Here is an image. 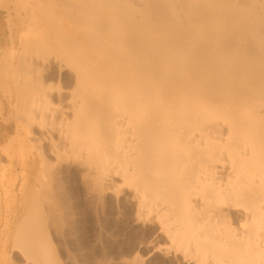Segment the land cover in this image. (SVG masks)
Segmentation results:
<instances>
[{"label": "bare ground", "instance_id": "obj_1", "mask_svg": "<svg viewBox=\"0 0 264 264\" xmlns=\"http://www.w3.org/2000/svg\"><path fill=\"white\" fill-rule=\"evenodd\" d=\"M29 2L33 14L70 22L74 34L65 48H30V68L45 78L69 71L76 139L97 121L102 159L113 157L121 181L143 190L142 206L149 195L174 252L199 264H264V0ZM45 93L49 102L53 92ZM104 169L107 183L115 169ZM23 220L12 247L3 242L4 257L51 264L41 228Z\"/></svg>", "mask_w": 264, "mask_h": 264}, {"label": "rangeland", "instance_id": "obj_2", "mask_svg": "<svg viewBox=\"0 0 264 264\" xmlns=\"http://www.w3.org/2000/svg\"><path fill=\"white\" fill-rule=\"evenodd\" d=\"M31 4L29 0H0V15L5 18L9 34L8 46L0 48V125H4L6 130L5 134L0 132V264L7 262L21 264L13 254L4 257L3 245L7 243L10 248L12 247L15 237L22 234L25 217L27 223L41 228V241L51 252L49 254L51 264H199L194 260L185 259L181 253L174 252L160 233L157 215L159 211L156 208L149 211L147 206L149 195L146 198L147 205L142 206L143 190L136 189V186L133 188L135 184L125 178L121 181L122 176L118 174L121 172L120 165L111 160L113 157L110 156L109 160L105 161L102 159V156L105 158L106 155L104 156L102 151L100 125L98 127L97 121L87 120V125L85 124L84 128L80 127L85 130L86 137L76 139L78 136L74 127L78 124L76 123L78 119H72L70 116L73 112L68 110L72 103L70 96L74 91L69 71L64 72L62 76L51 71L45 78L30 68L27 62L30 48L38 46L42 48L43 45L45 46L43 48H65L64 42L67 43L66 40L74 35L70 22H59L49 16L40 17L37 13L33 14L28 9ZM49 19L50 23L55 24H49ZM46 23L52 25L50 27H54L53 30ZM40 30L43 31L42 34ZM35 38L37 42L44 43L32 41ZM53 39L59 40V45ZM34 52L36 53V50ZM34 76L42 78V82ZM36 87L42 88L39 90ZM43 87H46L47 93L42 91ZM64 90L71 92L64 93ZM51 91L52 100L46 102L48 99L44 98L43 94ZM59 92H62V97L59 96ZM65 96H69L67 99L70 101L64 99ZM37 98H40L38 100L44 106L38 101L35 102ZM42 106L47 107L46 109L51 108L50 111L47 110L49 115L46 110L39 111L43 109ZM65 106L66 111L61 109ZM32 108L35 109L34 113L30 112ZM54 109L55 113L58 110L57 114L64 113L53 115L55 118L51 121L49 116ZM63 114H67V117L70 115V120ZM56 116L62 117V120L59 117V123ZM63 119L66 122L73 121L71 125L73 123L76 125L71 126L69 122L67 125ZM57 123L65 126L66 131L58 126L65 134L62 129L60 131L53 127ZM66 127H69V131ZM70 129L74 136L69 135ZM17 134L18 137L10 143ZM66 136L72 138L76 136L75 139L80 141L83 138L80 143L83 145L76 144V140H70L71 137L68 139ZM69 142H72V145ZM81 154H84L83 157ZM109 161L113 164L110 165ZM103 167L108 172L111 169L110 173L115 169L110 174L112 182L104 181L105 174L108 173L103 171ZM3 171L6 173L4 177ZM95 178L97 182H93ZM136 190H140L141 193ZM50 213L57 216L59 223L48 219ZM21 221L22 226L18 228ZM167 248H170L171 252L166 253ZM24 251L22 249L19 252L24 254ZM3 257L5 261H2Z\"/></svg>", "mask_w": 264, "mask_h": 264}, {"label": "crops", "instance_id": "obj_3", "mask_svg": "<svg viewBox=\"0 0 264 264\" xmlns=\"http://www.w3.org/2000/svg\"><path fill=\"white\" fill-rule=\"evenodd\" d=\"M8 39H9V34H8V29L6 28L5 25V18H3V16L0 15V48H6L8 46ZM0 132L2 134H5L6 130L4 129V125H0ZM18 137V134L13 137L10 141V143ZM10 143L8 144V147L10 145ZM3 177L6 176V173H2Z\"/></svg>", "mask_w": 264, "mask_h": 264}]
</instances>
